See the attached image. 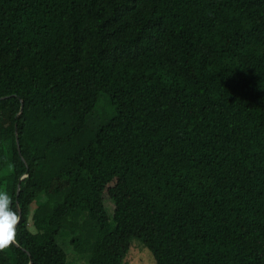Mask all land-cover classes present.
<instances>
[{
    "label": "trees",
    "instance_id": "trees-1",
    "mask_svg": "<svg viewBox=\"0 0 264 264\" xmlns=\"http://www.w3.org/2000/svg\"><path fill=\"white\" fill-rule=\"evenodd\" d=\"M0 191V264H264V0H0Z\"/></svg>",
    "mask_w": 264,
    "mask_h": 264
},
{
    "label": "clouds",
    "instance_id": "clouds-1",
    "mask_svg": "<svg viewBox=\"0 0 264 264\" xmlns=\"http://www.w3.org/2000/svg\"><path fill=\"white\" fill-rule=\"evenodd\" d=\"M19 221L12 197L6 191H0V250L14 241Z\"/></svg>",
    "mask_w": 264,
    "mask_h": 264
},
{
    "label": "rangeland",
    "instance_id": "rangeland-1",
    "mask_svg": "<svg viewBox=\"0 0 264 264\" xmlns=\"http://www.w3.org/2000/svg\"><path fill=\"white\" fill-rule=\"evenodd\" d=\"M103 101L104 100H102V102ZM102 104H104V102ZM105 206L107 213L112 217L116 210L114 202L107 201ZM126 262L127 264H155V259L152 252L139 239L135 238L132 241ZM75 264H87V262L86 259L82 258Z\"/></svg>",
    "mask_w": 264,
    "mask_h": 264
},
{
    "label": "water",
    "instance_id": "water-1",
    "mask_svg": "<svg viewBox=\"0 0 264 264\" xmlns=\"http://www.w3.org/2000/svg\"><path fill=\"white\" fill-rule=\"evenodd\" d=\"M23 106H24V103H22V108H23ZM18 149H19V152H20V154H21V147H20V144H19V139H18ZM19 188H20V186H19ZM18 206V211H19V217H20V221H21V219H22V213H21V210L19 209V204L17 205ZM20 221H19V223H20ZM18 223V224H19ZM14 243H15V241H13ZM16 244V243H15ZM31 264H32V262H31Z\"/></svg>",
    "mask_w": 264,
    "mask_h": 264
}]
</instances>
